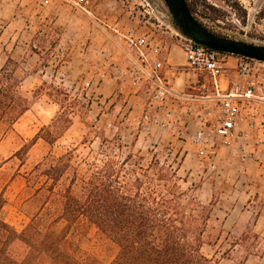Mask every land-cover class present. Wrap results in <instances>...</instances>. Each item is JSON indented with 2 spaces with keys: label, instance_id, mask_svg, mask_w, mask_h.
I'll return each mask as SVG.
<instances>
[{
  "label": "rangeland",
  "instance_id": "1",
  "mask_svg": "<svg viewBox=\"0 0 264 264\" xmlns=\"http://www.w3.org/2000/svg\"><path fill=\"white\" fill-rule=\"evenodd\" d=\"M88 1L86 13L70 0H0V68L11 60L21 94L34 102L12 131L0 128L6 223L17 231L27 225L33 209L24 201L32 190L24 177L37 164L71 153L72 171L66 176L74 172V190L79 192L82 181L108 159L131 156L126 168L142 181L154 182L162 194L168 188L156 180L174 176L173 183L186 196L183 204L204 218L201 253L213 264H264V156L262 164L252 158L239 164L226 152L209 171L190 143L195 124L174 135L157 129L151 135L141 133L136 123L147 95L142 91L136 98L111 65L115 31L130 29L162 39L172 66L186 65L179 51L186 40L171 24L163 0ZM188 1L203 8V18L197 19L215 35L264 46V0ZM233 66L230 59L224 85L235 78ZM180 72L183 79L172 80L177 92L207 93L198 85L204 79ZM58 116L71 120L61 138L53 145L42 139L44 133L35 138ZM24 146L28 151L23 159H10ZM62 182L69 185V180ZM75 242L83 256L99 264L111 263L117 253L89 225L82 226Z\"/></svg>",
  "mask_w": 264,
  "mask_h": 264
},
{
  "label": "trees",
  "instance_id": "2",
  "mask_svg": "<svg viewBox=\"0 0 264 264\" xmlns=\"http://www.w3.org/2000/svg\"><path fill=\"white\" fill-rule=\"evenodd\" d=\"M185 1L199 22L203 8ZM10 63L7 59L0 68V128L8 131L34 104L21 94V82ZM70 124L69 118L58 116L35 138L44 133L42 139L53 145ZM27 151L24 146L10 159H23ZM130 159H108L82 181L79 192L74 190V172L66 176L72 171L71 153L51 164H37L24 177L26 188L32 190L24 203L33 210L23 230L6 223V201L0 194V264H99L83 256L75 242L84 225L94 227L116 247L109 264H213L201 253L204 218L183 204L186 196L173 183L174 176L156 180L168 188L162 194L154 182H144L126 168ZM3 164L0 161V169Z\"/></svg>",
  "mask_w": 264,
  "mask_h": 264
},
{
  "label": "built area",
  "instance_id": "3",
  "mask_svg": "<svg viewBox=\"0 0 264 264\" xmlns=\"http://www.w3.org/2000/svg\"><path fill=\"white\" fill-rule=\"evenodd\" d=\"M70 3L83 12L89 5L88 0ZM111 44L115 74L132 87L136 98L142 91L147 95L137 130L147 135L154 129L165 130L174 135L195 124L190 143L209 171L216 169L226 152H231L239 164L250 158L256 164L263 163L264 65L186 41L180 47L186 65L175 67L162 39L131 29L115 31ZM230 59L234 60L235 78L224 85ZM175 70L204 79L198 85L207 93L196 96L177 92L170 76Z\"/></svg>",
  "mask_w": 264,
  "mask_h": 264
},
{
  "label": "water",
  "instance_id": "4",
  "mask_svg": "<svg viewBox=\"0 0 264 264\" xmlns=\"http://www.w3.org/2000/svg\"><path fill=\"white\" fill-rule=\"evenodd\" d=\"M171 17V24L181 31V37L226 55L241 57L264 64V46L231 40L215 35L191 14L185 0H163ZM163 17V14H160Z\"/></svg>",
  "mask_w": 264,
  "mask_h": 264
},
{
  "label": "crops",
  "instance_id": "5",
  "mask_svg": "<svg viewBox=\"0 0 264 264\" xmlns=\"http://www.w3.org/2000/svg\"><path fill=\"white\" fill-rule=\"evenodd\" d=\"M173 65L175 67H180L181 66V65L180 66L179 65L176 66L174 63H173ZM170 74H171L170 76H171L172 80H182L183 76H184V73H181L179 70H175L174 72H171Z\"/></svg>",
  "mask_w": 264,
  "mask_h": 264
}]
</instances>
